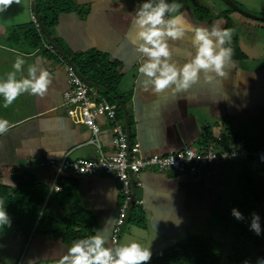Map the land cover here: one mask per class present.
I'll return each instance as SVG.
<instances>
[{
    "label": "crops",
    "instance_id": "0c3cea01",
    "mask_svg": "<svg viewBox=\"0 0 264 264\" xmlns=\"http://www.w3.org/2000/svg\"><path fill=\"white\" fill-rule=\"evenodd\" d=\"M198 1L199 7L206 8ZM31 2L0 0V78L13 70L17 56L22 55L25 59L23 75L35 64L49 72L51 83L43 97L25 93L8 108L0 106V119H7L11 125L8 132L0 135V182L14 187L11 175L27 172L37 182L49 185L45 206L48 202V211L55 221L62 218L67 221L73 210L70 205L62 207L58 203L57 195L62 192L59 182L61 192L49 193L55 170L48 162H58L64 157L71 161H93L98 159V153L88 143L91 133L83 124L80 110L74 108V114L69 116L63 107V95L69 88L65 69L57 58L42 49L43 43L67 52L71 60L79 54L98 51L118 63L123 77L117 94L126 97L127 103L121 113H117V120L129 142L139 146L143 157L175 154L203 140L223 150L216 142L223 135L224 118L233 120L232 124L264 121V19H252L258 22L250 24L229 15L245 59L230 60L223 68L224 76L210 73L209 82L201 76L197 83L179 94L171 90L154 93L146 77L138 71L143 57L136 51L139 42L133 20L142 0H121L123 8L120 0H73L74 9L58 15L48 32L41 27L38 30L33 24L31 16L36 17V14ZM179 2L194 26L224 28L225 22L219 17L210 22H197L187 0ZM173 44L172 59L186 62L190 41L185 39ZM17 76L19 78L20 73ZM2 103L0 97V105ZM96 122L100 128L98 138L102 153L111 156L113 135L108 121L98 118ZM250 132L253 134L252 130L248 134ZM227 164L202 170L195 178L175 176L154 168L143 171L139 179L133 181L134 198L143 201V205L129 208L118 245L137 241L150 247L153 256L182 242L190 226L207 225L211 206L221 202V195L217 194L221 187L212 186L215 177L224 176ZM62 178L75 183L76 204L94 219V234L102 233L109 242L106 246H113V229L123 203L117 181L104 174L78 177L64 173ZM5 229L3 264H59L71 247L58 236L31 235L26 239L11 226Z\"/></svg>",
    "mask_w": 264,
    "mask_h": 264
},
{
    "label": "clouds",
    "instance_id": "9594fccd",
    "mask_svg": "<svg viewBox=\"0 0 264 264\" xmlns=\"http://www.w3.org/2000/svg\"><path fill=\"white\" fill-rule=\"evenodd\" d=\"M120 7H124L121 0ZM182 8L179 0H142L135 9L133 25L139 42L136 51L143 57L138 71L146 77L154 93L171 90L179 94L186 92L201 76L206 82L212 80L210 73L224 76L223 68L233 54L232 48L225 46L231 42L230 29L217 25L211 28L194 26ZM185 39L190 41L189 58L184 63H178L172 59L173 42ZM24 64L25 59L18 55L12 65L13 70L5 78H0V97L3 100L0 106L3 108L11 106L17 97L25 93L43 97L48 91L51 83L49 72L33 64L28 67L25 76ZM10 127L7 119H0V135L8 132ZM56 190L59 191V188ZM231 214L238 221L244 219L236 208L231 210ZM260 219L257 213L252 214L250 230L257 235L262 232ZM11 223L3 201H0V229L10 227ZM108 243L107 237L100 232L76 240L59 264H147L151 259L150 247L137 241L106 246ZM257 264H264V258L258 259Z\"/></svg>",
    "mask_w": 264,
    "mask_h": 264
},
{
    "label": "trees",
    "instance_id": "16d2710c",
    "mask_svg": "<svg viewBox=\"0 0 264 264\" xmlns=\"http://www.w3.org/2000/svg\"><path fill=\"white\" fill-rule=\"evenodd\" d=\"M33 8L39 26L43 31L48 32L55 25L58 15L72 11L74 4L73 0H35ZM233 11L235 10L232 9L214 16L207 8L196 6L193 9V16L199 23L210 22L214 17L224 20L223 29L232 31L231 42L225 45L232 48L231 60L242 61L245 56L239 49L233 23L229 19V15L234 13ZM33 35L38 39L36 34ZM65 55L70 59L67 52ZM70 62L76 67L80 78L95 87L109 104L116 107L117 113H121L127 103V98L119 97L117 94L123 77L119 72L118 63L111 61L108 55L98 51L79 54L72 60L70 59ZM232 121L227 118L223 119V135L216 142L223 150L229 149L237 141L244 142L251 151L259 149L264 144V131L261 136L256 138H251L249 135L246 137L232 129L234 127ZM202 143L208 145L205 140ZM251 161L254 160L249 159L247 162ZM11 180L15 183L14 187L3 185L0 182V201H3L11 218V227L23 234L26 239L31 235L58 236L65 245L71 246L76 240L94 235V219L89 212L83 211L76 204L74 182L63 178L59 180L62 192L57 195L58 203L62 207L70 205L73 211L67 221L63 218L55 221L48 211V202L45 206L49 185L37 182L36 178L27 172L21 174L14 172L11 175ZM238 180L239 186L245 185L247 188L251 186L252 182L243 175H240ZM54 225H57L55 229H53ZM261 228V235L264 238V223ZM202 240L189 237L172 248L153 255L147 264H219L220 256L212 254ZM261 257L264 258V255L261 254ZM246 261L251 264L248 257L244 255L236 259L235 263L245 264Z\"/></svg>",
    "mask_w": 264,
    "mask_h": 264
},
{
    "label": "built area",
    "instance_id": "2783aa9c",
    "mask_svg": "<svg viewBox=\"0 0 264 264\" xmlns=\"http://www.w3.org/2000/svg\"><path fill=\"white\" fill-rule=\"evenodd\" d=\"M33 2L34 0L31 2V8ZM31 18L39 30L40 26L35 15L33 14ZM42 49L62 63L69 87L63 95V107L67 109L69 116L74 114V108L80 110L83 124L91 133L88 143L94 146L98 153V159L93 161L85 159L71 161L64 157L58 162H48V165L55 170L49 193L61 192L58 182L64 173H71L78 177L104 174L114 178L123 196V203L118 209L113 229V246L118 245L119 235L125 225L129 208L133 205L139 207L143 205V201L135 200L132 190L133 181L136 182L143 171L154 168L159 172H169L175 176L195 178L200 171L206 168L229 162H247L252 159L257 164L264 165V144L259 149L251 151L242 141L235 142L227 150H217L214 145L201 143L196 146L184 147L175 154L143 157L139 146L129 142L128 135L117 120L116 107L109 104L95 87L84 82L78 75L76 67L68 59H64L53 45L43 43ZM98 118H106L112 132L113 155L111 156H105L102 153L98 138L100 128L96 122ZM190 157L192 158L189 159ZM138 186L141 185L138 184ZM57 187L59 191L56 190Z\"/></svg>",
    "mask_w": 264,
    "mask_h": 264
},
{
    "label": "rangeland",
    "instance_id": "374dc122",
    "mask_svg": "<svg viewBox=\"0 0 264 264\" xmlns=\"http://www.w3.org/2000/svg\"><path fill=\"white\" fill-rule=\"evenodd\" d=\"M228 1L230 0H201V6L206 7L212 14H220L232 10L227 4ZM231 1L244 12L259 18L258 21L264 19V14L262 15L264 0ZM187 3L193 11L199 1L187 0ZM233 12V16H238L245 22L249 21L250 24L258 22L236 11ZM233 126L232 129L235 132L246 137L249 135L251 138L261 136L264 131L263 120L236 121ZM251 130L255 132L248 134ZM240 175L252 182L249 188L245 185H238ZM219 178L220 176L215 177L216 181L212 187L215 189L221 187L220 193L217 190V194L221 195V202L219 205L211 206L209 223L190 226L183 240L189 237L203 239L202 241L206 243L210 252L220 256L219 264H236V259L244 255L248 257L251 264H257V260L262 258L261 254L264 255V238L261 234L257 235L250 230V223L253 213L260 216L261 225L264 223V165H259L255 161L229 162L225 166L224 176L221 175V180ZM212 193L216 194L214 191ZM233 208L243 214V220L238 221L232 216ZM5 231V228L0 229V264H3L5 259Z\"/></svg>",
    "mask_w": 264,
    "mask_h": 264
},
{
    "label": "water",
    "instance_id": "95a60500",
    "mask_svg": "<svg viewBox=\"0 0 264 264\" xmlns=\"http://www.w3.org/2000/svg\"><path fill=\"white\" fill-rule=\"evenodd\" d=\"M227 4H228V6H229L231 9L235 10L236 12H238V13H240V14H242V15L248 17V18L256 19V20H257L256 17L251 16V15H249L248 13L244 12L243 10H241V9H240L237 5H235L231 0L228 1ZM54 47H55V46H54ZM55 49L60 53V55H61L64 59H68L64 52H62L61 50H58L57 48H55ZM132 190H134L133 187H132Z\"/></svg>",
    "mask_w": 264,
    "mask_h": 264
}]
</instances>
